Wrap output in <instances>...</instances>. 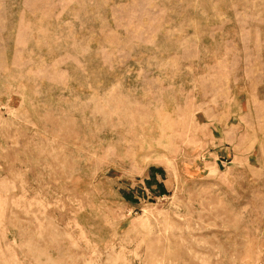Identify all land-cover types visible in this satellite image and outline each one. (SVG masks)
I'll use <instances>...</instances> for the list:
<instances>
[{
    "label": "rangeland",
    "instance_id": "374dc122",
    "mask_svg": "<svg viewBox=\"0 0 264 264\" xmlns=\"http://www.w3.org/2000/svg\"><path fill=\"white\" fill-rule=\"evenodd\" d=\"M0 264H264V0H0Z\"/></svg>",
    "mask_w": 264,
    "mask_h": 264
}]
</instances>
